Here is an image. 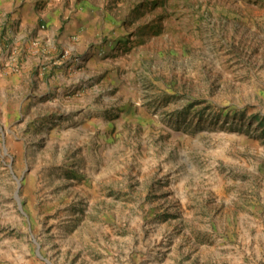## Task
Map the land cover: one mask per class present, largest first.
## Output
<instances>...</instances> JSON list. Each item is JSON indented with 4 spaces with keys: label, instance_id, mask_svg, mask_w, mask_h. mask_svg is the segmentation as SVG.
Instances as JSON below:
<instances>
[{
    "label": "rangeland",
    "instance_id": "1",
    "mask_svg": "<svg viewBox=\"0 0 264 264\" xmlns=\"http://www.w3.org/2000/svg\"><path fill=\"white\" fill-rule=\"evenodd\" d=\"M264 264V0H0V264Z\"/></svg>",
    "mask_w": 264,
    "mask_h": 264
},
{
    "label": "water",
    "instance_id": "2",
    "mask_svg": "<svg viewBox=\"0 0 264 264\" xmlns=\"http://www.w3.org/2000/svg\"><path fill=\"white\" fill-rule=\"evenodd\" d=\"M37 255H38V257L39 258H41V259H43L40 255H39V253L37 252ZM47 264H50L47 260H45V259H43Z\"/></svg>",
    "mask_w": 264,
    "mask_h": 264
}]
</instances>
